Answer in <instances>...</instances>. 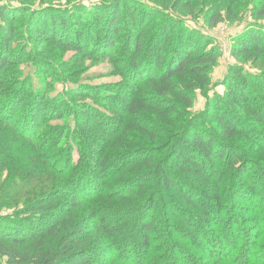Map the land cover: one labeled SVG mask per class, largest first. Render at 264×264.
Listing matches in <instances>:
<instances>
[{"label":"trees","instance_id":"16d2710c","mask_svg":"<svg viewBox=\"0 0 264 264\" xmlns=\"http://www.w3.org/2000/svg\"><path fill=\"white\" fill-rule=\"evenodd\" d=\"M193 1L152 0L160 8L169 6L167 13H153L142 0L124 2L125 16L120 14L122 0L111 1V19L103 21L97 13L87 19L95 35L89 29L79 31L84 27L81 18L89 14L81 5L0 4V175L7 169L21 181H44L18 209L19 215L0 216V258L6 264H264V168L246 154H259L264 138L254 131L257 127L236 124L251 118L264 127V85L261 78L255 82L260 76L251 71L231 67L214 112L209 105L204 116L191 115L187 106L194 97L188 88L197 82L207 85V74L222 54L215 39L202 36L182 17V12L195 13ZM235 1L229 0L230 8ZM251 15L264 19V0H258ZM223 17L217 10L205 18L216 28ZM20 21L24 29L17 26ZM121 22L131 30L130 44L115 40L124 32ZM257 25L235 40L236 56L264 50V25ZM104 28L109 32L106 45L101 44ZM41 35L47 46L73 48L82 59H109L116 68L125 61L118 72L135 90L117 91V101L122 99L117 104L102 100L80 107L65 97L59 112L60 98H48L46 90L38 93L32 77L17 67L25 63L51 69L33 40ZM81 111L92 112L88 115L98 138L80 128L85 124L79 119ZM70 114L76 122L73 129L67 123L48 126ZM142 136L151 139L148 144ZM236 137L249 141L250 147L238 145ZM251 164L257 174L249 185ZM237 177H242L244 189H238ZM188 184L195 186L190 189L195 193ZM196 184L211 188L210 199L196 198L205 193ZM232 197L242 216L253 214L245 222L252 228L234 232L237 217L228 213L237 209ZM246 198L257 205L255 213L249 212ZM63 205L68 207L61 210ZM209 226L220 228L219 235L225 237L217 251H212L214 243L208 248L214 237ZM98 238L97 244L109 246L102 263L91 256ZM139 239L141 244L133 245Z\"/></svg>","mask_w":264,"mask_h":264},{"label":"rangeland","instance_id":"374dc122","mask_svg":"<svg viewBox=\"0 0 264 264\" xmlns=\"http://www.w3.org/2000/svg\"><path fill=\"white\" fill-rule=\"evenodd\" d=\"M115 2V0H0L1 5H14V6H28L34 8L39 7H70L74 4L81 5L80 7L84 8L89 14H86L85 17H82L80 20V23L84 27H79V31L85 32V29H89L88 32L94 34V28L89 24V20L87 19H93L95 18V14L97 13L99 16L101 14V19L103 21L108 20L107 18L113 17L114 10H112L114 7L113 4H109V2ZM104 2L106 5L100 6V3ZM107 2V3H106ZM124 2H127L129 4H134L137 2V0H122V4L120 6V14L122 16H125V13H123L124 9ZM144 2V3H143ZM258 0H236L235 3L232 5V7H229V0H194L193 1V9L195 13L193 15L183 13L182 17L184 19L188 18V21H186L187 25H189L193 29H197L199 33L203 35H206L210 38H213L217 41L218 46L220 47V52H222L221 56L219 57L217 63L212 66V70L209 71L207 74L209 77V82L207 85H202L201 83L197 82L196 85H190L188 89H191V93L193 94V102L190 103L191 105L187 106L189 111L191 112V115H200L203 116L207 114V109L209 105L212 106V112H214V104L218 100V96L221 98L224 97L226 88L228 86V83H226L225 79L229 75V70L231 67H242L246 69L247 71H251L253 74L260 76L255 77V82H257L258 79L261 78L262 82L259 80V84L262 86L264 85V50L260 52H250L248 55H241L236 56L234 54V42L240 36L241 34H244L247 29H251L254 25H264V19L256 20V18L252 17L251 12L253 7L256 5ZM9 3V4H8ZM158 2L153 3L152 0H142V4L144 6L149 7L150 10L156 11V10H163L167 13V10L169 9V6L166 8H160L157 5ZM231 5V4H230ZM113 6V7H112ZM157 8H156V7ZM112 8V9H110ZM156 9V10H155ZM220 10V12L223 14L224 21L219 23L216 28L210 27L209 23H207V19L205 18L207 14L211 13L214 14V11ZM230 10V11H229ZM110 11V12H109ZM148 15L147 18L149 19L150 16ZM103 14V15H102ZM117 14V13H115ZM121 17V21L124 20V18ZM81 17V16H80ZM99 18V17H98ZM97 18V19H98ZM41 19V18H39ZM96 19V20H97ZM143 19V18H142ZM87 20V23L85 25L83 24ZM187 20V19H186ZM24 21L18 22L17 26L24 29ZM124 23V22H123ZM121 22V25L123 27L124 32H121V35L116 37V41L118 45H123L124 43L130 44L131 43V37L128 35L129 32L127 30V25L123 24ZM141 24V21L139 22ZM258 26V25H257ZM87 27V28H85ZM104 33H102V42L104 45L108 44V37L106 36L109 34V32L104 28ZM95 35V34H94ZM45 36H33L34 43L36 44L37 49L40 50V56L43 60L49 61L52 66L51 69H48V67H44L41 64H37V67L35 64H18L17 67H21V70L23 73H25L26 76L30 75L32 77V82L34 87L37 89L38 93L43 94V90H46V95L48 98H60V102L58 103L57 108L59 112L62 111V100L66 97L71 101V103H76L77 106L85 107L84 103H91L92 105H97L98 101H107V103H120L122 102V99H116L115 96H117L116 92L118 93H129L133 90H135V85L131 84L128 85L125 81V78L118 72V69H121L125 61H122V64H119V68H116L115 64L112 62V60H107L104 58H97L96 56H88L84 59H82V56L78 54L73 48H64L62 46H47L45 42ZM96 38V37H95ZM62 39V38H61ZM65 42V41H62ZM52 44V43H51ZM30 47V45H29ZM31 48V47H30ZM91 48V46H90ZM92 49V48H91ZM90 49V50H91ZM106 49V47H105ZM118 51L114 53V55H118ZM47 58V59H46ZM63 64V67L60 65ZM41 70H43L41 72ZM193 78L196 79V77L193 76ZM59 81V82H58ZM30 87V86H29ZM256 90H259L256 88ZM70 93H72L70 95ZM218 95V96H217ZM253 95L258 96L257 98H261L260 91H254ZM103 97V98H102ZM102 98V99H101ZM262 99V98H261ZM117 101V102H116ZM264 101V100H263ZM58 102V101H57ZM233 106V105H232ZM51 110V109H50ZM211 111V110H210ZM83 112V113H82ZM91 111H88L87 113H84V111L80 112L79 119L85 120V124H81L80 128L83 129V132L86 133V135L98 138L95 126L96 124L91 119V115H88V113ZM92 113V112H91ZM59 114V113H58ZM122 115L121 113H119ZM65 119L63 120H53L50 123H48V126L50 127H56L61 124L67 123L70 124L72 129L75 127V118L72 114L70 116L65 115ZM46 118V116L43 117V119ZM212 118V117H211ZM153 122H156L154 118L152 119ZM208 122L211 121L210 118L207 120ZM211 123V122H210ZM216 123V122H215ZM237 125H240L242 129H249L250 126L257 127L254 128V131H257V135L261 138H264V127H258V125L252 121L251 118H245L243 122L237 121ZM256 129V130H255ZM66 135H73L72 133L65 132ZM75 139L81 140L80 137L77 134H74ZM236 143L238 145L246 144L248 147H250L249 141L242 137H236ZM142 140L145 144L149 143V140H151L149 137L142 136ZM81 146V153L84 151V146ZM76 152L74 151L75 158L77 157V148H75ZM257 152L259 154H255L249 152L246 153L248 157L252 158L258 166H261L264 168V148L261 146L259 149H257ZM250 155V156H249ZM250 158V159H251ZM62 161L64 160V156L61 158ZM61 161V162H62ZM255 164V163H254ZM59 168V167H58ZM249 168L248 176L246 177L247 181L246 183H249V185H252V178H255L256 168H254L253 164H251ZM10 170H4L2 174L0 175V216L3 215H10L11 217L14 216V213H17L18 215L20 212L18 209H21L26 201V199H32V197L35 196L36 193H38L41 189V186L43 185L44 181H41V183H28L26 181H21L20 177L17 175V177H14L9 172ZM14 177V178H13ZM186 179L188 181H192L191 178L186 176ZM256 179V178H255ZM258 180H255L254 185L256 186L258 183H256ZM185 182V181H184ZM186 183V182H185ZM236 183L238 184V189H244V184L242 183V177H237ZM181 185V188L184 189V185ZM186 185V184H185ZM198 185V184H196ZM189 186V190L194 185H187ZM200 188L196 187L197 190L204 189V194H198L196 198L198 199L201 197V199L204 200L210 199L211 195V188H206L203 184L198 185ZM261 186L260 184L257 185L256 188ZM204 187V188H203ZM53 191L55 189H52ZM169 192H171V189H168ZM186 190V189H185ZM192 192V190H190ZM195 193V192H192ZM30 194V195H27ZM34 195V196H33ZM233 198V197H232ZM232 202L235 203L236 198H233ZM235 200V201H234ZM246 207H249V212H254L257 210V205L255 203H252L249 199H247ZM207 202L209 200H206ZM250 203V204H249ZM228 204V202H227ZM236 207L240 204L235 203ZM11 207H14L11 210ZM68 207L67 205L61 206V210ZM229 210V209H228ZM230 212H228L230 215H234L236 218V221L234 222V232H237L238 228L244 227L250 229L252 226L247 225L245 222H247L253 214H249V218H246V216H242V211L237 209H230ZM255 213V212H254ZM20 220H26L24 217H20ZM261 219H263L264 222V214L262 215ZM248 223V222H247ZM209 235L212 234L213 239L211 240V244L208 248L212 247V251H217L220 248V241L224 242L225 237H222L219 235L222 231H220V228H214L212 226H209ZM233 232V233H234ZM244 236V235H243ZM218 237V238H217ZM212 238V237H211ZM97 240H95V245L92 246V253L91 256L95 258V260L99 262H103L107 257H109L108 244L100 243L97 244ZM97 244V245H96ZM136 244L140 245V239L133 245L137 246ZM186 244V243H185ZM184 245V243H183ZM188 245V244H186ZM189 249L190 247L187 246ZM136 249V247H134ZM207 258V256H206ZM0 264H6L5 258H0ZM121 264V263H120ZM123 264V263H122Z\"/></svg>","mask_w":264,"mask_h":264}]
</instances>
